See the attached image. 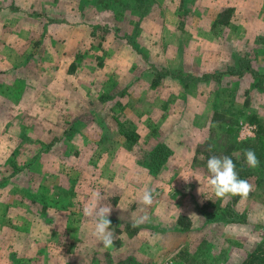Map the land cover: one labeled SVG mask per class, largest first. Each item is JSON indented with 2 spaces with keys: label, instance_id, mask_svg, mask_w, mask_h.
Returning a JSON list of instances; mask_svg holds the SVG:
<instances>
[{
  "label": "rangeland",
  "instance_id": "rangeland-1",
  "mask_svg": "<svg viewBox=\"0 0 264 264\" xmlns=\"http://www.w3.org/2000/svg\"><path fill=\"white\" fill-rule=\"evenodd\" d=\"M225 8L233 23L214 26ZM215 112L234 120L246 200L218 199L193 163L231 129ZM251 118L264 120V0H0V264H243L264 250ZM153 151L167 158L156 174ZM92 191L119 223L111 249L83 213Z\"/></svg>",
  "mask_w": 264,
  "mask_h": 264
},
{
  "label": "clouds",
  "instance_id": "clouds-1",
  "mask_svg": "<svg viewBox=\"0 0 264 264\" xmlns=\"http://www.w3.org/2000/svg\"><path fill=\"white\" fill-rule=\"evenodd\" d=\"M244 157L248 167L255 169L259 166L260 161L252 149H246ZM206 166L209 173L207 184L218 199L239 196L246 200L252 192L253 186L248 180L239 177L236 165L229 156L217 157L213 155L207 160ZM102 199V194L99 191H92L88 202L83 208V213L86 217L93 218L91 235L105 249H111L115 242V234L110 230L111 221L108 218L112 208L103 206ZM140 202L144 206L150 207L154 202L153 192L151 190L143 191ZM149 221L150 217L147 214L140 215L134 218L132 227L137 228ZM152 243L154 241H150V244Z\"/></svg>",
  "mask_w": 264,
  "mask_h": 264
},
{
  "label": "trees",
  "instance_id": "trees-1",
  "mask_svg": "<svg viewBox=\"0 0 264 264\" xmlns=\"http://www.w3.org/2000/svg\"><path fill=\"white\" fill-rule=\"evenodd\" d=\"M234 12V9H226L224 10L222 13L219 14L215 24L216 26L219 25H229L230 23V19L232 17V14ZM73 71L75 70V65L73 64L72 66ZM233 74H238L239 76H242L244 73L240 68L234 69ZM169 74V71L163 72L160 74V76L157 77V79L161 80V77H164L166 75ZM172 77H174V79H181L183 77L182 73H173L172 72ZM204 79V81L208 79L207 75H204L202 77ZM156 79V80H157ZM202 80V79H201ZM201 83V82H200ZM252 122L258 124L259 126V131H258V136L254 139H250L245 141L243 144L247 147V149H252L256 155L257 158L259 160H264V120H260V119H256V118H251ZM213 123L215 124H219V123H225L227 125H229V127L231 129L228 130H223V131H216V128H214L210 134V137L208 140H206L203 144H200L195 152V156L193 159V163L195 165H197L199 162H203V158H204V165L205 167H207V160L215 155L217 157H223V156H229L233 162L236 165V169L238 172L239 177L241 178L244 175L245 177H250V172H248V170L246 168H243V171L241 169V164L238 163L235 153L238 150V145L236 143H231L230 142V133L233 131L232 126L234 123L233 118L231 117H227L226 115L219 113V112H215V115L213 117ZM71 130H73V125H70ZM70 129V128H69ZM70 130L65 132V134H69ZM59 139L55 138L53 139V141L51 142V145L54 146L58 143ZM167 152L169 153V150H167ZM201 156H203V158H201ZM167 160V158H157V151L156 152H152L149 154V159L145 160V162H143V165L146 166L147 168L150 169V171L154 174L159 173L165 163V161ZM253 175L257 176V183L259 185L264 183V178L263 177H259L258 176V171H256L255 173L253 172ZM243 178V179H244ZM251 195V193H250ZM249 195V196H250ZM237 199L239 198V196L236 197ZM177 224L178 226H182V229H190L191 228V219L186 217V216H179V218L177 219ZM119 226V223L116 222H111V226ZM127 231L129 232H133L132 229H135L132 227V225H128L127 226ZM131 230V231H130ZM182 254V253H181ZM261 256V258H260ZM264 250L262 248V246H259L253 254H251L249 256V258L243 263V264H264Z\"/></svg>",
  "mask_w": 264,
  "mask_h": 264
},
{
  "label": "crops",
  "instance_id": "crops-1",
  "mask_svg": "<svg viewBox=\"0 0 264 264\" xmlns=\"http://www.w3.org/2000/svg\"><path fill=\"white\" fill-rule=\"evenodd\" d=\"M226 9H231V8H225V9H223L220 13H222L224 10H226ZM232 9H234V8H232ZM219 13V14H220ZM234 13H235V9H234V12H233V14H232V17H231V19H230V23H229V25H221V26H231V24L233 23V17H234ZM219 14L217 15V17H216V19L214 20V22H213V25L214 26H216V24H215V22H216V20H217V18H218V16H219ZM219 25V24H218ZM73 65V64H72ZM72 71H73V69H72ZM203 77V76H202ZM201 77V78H202Z\"/></svg>",
  "mask_w": 264,
  "mask_h": 264
},
{
  "label": "built area",
  "instance_id": "built-area-1",
  "mask_svg": "<svg viewBox=\"0 0 264 264\" xmlns=\"http://www.w3.org/2000/svg\"><path fill=\"white\" fill-rule=\"evenodd\" d=\"M251 129H253V128H249L248 132H250V130H251ZM244 130H246V131H247V129H246V128H245Z\"/></svg>",
  "mask_w": 264,
  "mask_h": 264
}]
</instances>
